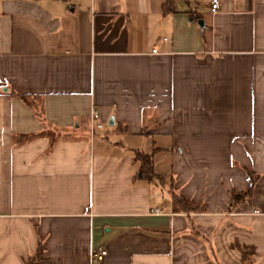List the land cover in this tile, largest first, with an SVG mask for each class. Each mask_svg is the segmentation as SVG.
Here are the masks:
<instances>
[{
	"label": "crops",
	"instance_id": "crops-1",
	"mask_svg": "<svg viewBox=\"0 0 264 264\" xmlns=\"http://www.w3.org/2000/svg\"><path fill=\"white\" fill-rule=\"evenodd\" d=\"M216 1L0 0V264H264V0Z\"/></svg>",
	"mask_w": 264,
	"mask_h": 264
},
{
	"label": "trees",
	"instance_id": "trees-1",
	"mask_svg": "<svg viewBox=\"0 0 264 264\" xmlns=\"http://www.w3.org/2000/svg\"><path fill=\"white\" fill-rule=\"evenodd\" d=\"M19 98L23 103L29 105L28 100L25 97H19ZM134 159L138 164V174L141 176L143 180L145 181L161 180V177H158L152 173V164H151L150 155L136 152L134 153ZM171 202H172V207L175 209H180V210L195 209L188 202L184 201L182 198L172 193H171Z\"/></svg>",
	"mask_w": 264,
	"mask_h": 264
},
{
	"label": "built area",
	"instance_id": "built-area-1",
	"mask_svg": "<svg viewBox=\"0 0 264 264\" xmlns=\"http://www.w3.org/2000/svg\"><path fill=\"white\" fill-rule=\"evenodd\" d=\"M217 10V1L216 0H210L208 4V11L210 14L215 13ZM165 39H163L164 41ZM151 54H155V49L150 50ZM102 127V124L98 121V114L97 112L90 107L87 115V131L88 135L91 136L93 131L95 129H99ZM155 212V211H154ZM104 255V251L102 250H94L91 249L89 252V257L91 261H98L100 258Z\"/></svg>",
	"mask_w": 264,
	"mask_h": 264
}]
</instances>
